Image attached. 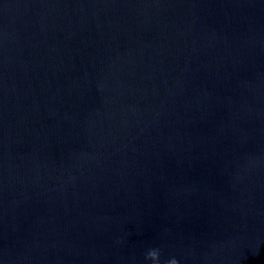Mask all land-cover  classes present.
<instances>
[{"label": "water", "instance_id": "1", "mask_svg": "<svg viewBox=\"0 0 264 264\" xmlns=\"http://www.w3.org/2000/svg\"><path fill=\"white\" fill-rule=\"evenodd\" d=\"M173 258L264 264V0H0V264Z\"/></svg>", "mask_w": 264, "mask_h": 264}, {"label": "clouds", "instance_id": "2", "mask_svg": "<svg viewBox=\"0 0 264 264\" xmlns=\"http://www.w3.org/2000/svg\"><path fill=\"white\" fill-rule=\"evenodd\" d=\"M158 256H159V250L154 249L148 252V257H150L154 261L157 260ZM168 264H178V261L173 258L168 262Z\"/></svg>", "mask_w": 264, "mask_h": 264}]
</instances>
